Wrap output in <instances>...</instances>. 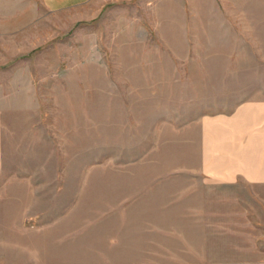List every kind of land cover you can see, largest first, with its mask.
Here are the masks:
<instances>
[{"label":"rangeland","instance_id":"rangeland-1","mask_svg":"<svg viewBox=\"0 0 264 264\" xmlns=\"http://www.w3.org/2000/svg\"><path fill=\"white\" fill-rule=\"evenodd\" d=\"M50 2L0 0V264H264V189L200 172L264 0Z\"/></svg>","mask_w":264,"mask_h":264},{"label":"crops","instance_id":"crops-1","mask_svg":"<svg viewBox=\"0 0 264 264\" xmlns=\"http://www.w3.org/2000/svg\"><path fill=\"white\" fill-rule=\"evenodd\" d=\"M51 1L52 6H65L85 0ZM200 172L223 187L264 189V97L240 101L228 112L203 118Z\"/></svg>","mask_w":264,"mask_h":264}]
</instances>
